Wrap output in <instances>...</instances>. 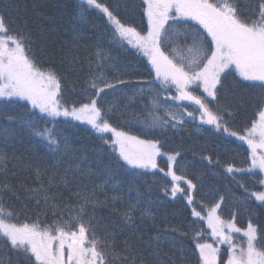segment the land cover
<instances>
[{"label": "trees", "instance_id": "obj_1", "mask_svg": "<svg viewBox=\"0 0 264 264\" xmlns=\"http://www.w3.org/2000/svg\"><path fill=\"white\" fill-rule=\"evenodd\" d=\"M102 2L108 4L122 22L132 24L142 33L146 30L142 0ZM0 12L7 16L14 31H27L30 34L31 51L37 66L45 73L52 71L57 74L61 82L62 105L79 107L87 103L90 97L96 98L93 96L94 90L89 87V81L95 77L102 75L108 81L114 82L117 78L128 81L127 87L118 85L115 91L106 90L98 99V105L110 110L108 119L112 126L144 139L159 141L162 153L179 152L174 171L196 185V189L189 192L186 183L180 182V186L194 197L193 205L199 210L204 212L205 206H210L223 196L224 201L219 209L223 219L235 215L236 224L242 228L249 220L264 225V203L250 196L252 191L263 189L258 182L263 175L235 174L234 178L226 170L229 164L238 168L249 165L246 145L224 132L216 131L212 125L202 124L198 119V106L194 103L172 101L170 96L176 95L174 89L170 95L161 92L158 87L149 92L146 85L141 83L145 92L139 93L135 86L138 82L158 83L153 79L154 70L141 51L114 36L106 16L92 8L81 15L80 0H0ZM197 28L200 26L195 21L176 23L174 29L186 32L189 38L185 40L182 36L174 35L170 46L183 48L191 45V35ZM235 79L240 78L236 76ZM225 88L226 92L218 95L217 99L221 105L231 104L233 115L225 114L224 118L229 121L231 130L243 133V129L250 126L258 90L238 88L232 77L225 81ZM193 91L198 96L206 95L202 89ZM157 92L162 97H169L158 110L152 106ZM177 105H181L179 111L187 108L197 118L185 117L184 124L176 127H144L151 121L154 111H158L160 117L167 118L165 110L177 112ZM52 128L51 118L38 114L24 102L19 101L0 110V153H6L8 158L7 172L0 171V183H9L14 188L15 195L8 193L3 198L5 206L15 210L13 222H40L48 227L56 220L68 219L69 212L75 214L76 206L83 203L75 195L77 191L94 190L96 203L86 206L84 220L87 223L91 218L98 237L105 232L115 234L117 253L124 247V241L128 240L134 245L135 253L152 261L148 244L155 236L163 234L176 241V248L165 246L161 250L164 260L171 257L176 264H180L182 256L183 264H198L194 231L203 230L201 242L211 243L214 237L204 221H198L191 215V206L180 193L175 198L165 194L164 189L170 188L173 183L171 177L158 170L132 168L122 160L119 163L123 167H119L116 163L119 160L118 152H113L110 145L104 144L102 134L68 119H56L54 128L57 138L62 140V149L51 153L47 142L35 133ZM103 136L112 139L108 133ZM65 139L66 153L63 150ZM209 156L212 162L205 159ZM158 163L166 168V156H160ZM35 168L44 171L45 178L53 174L67 177V187L61 185L53 189L62 216L55 217L51 212L38 210L34 202L27 198L25 189L36 186V178L31 170ZM113 197L119 199L114 200ZM133 204L137 212L134 213L135 225L130 226L124 213ZM144 208L151 210V217L141 218L140 210ZM172 228L178 231L173 232ZM9 257L12 264H16L15 255L0 244V259L7 260ZM113 264H126V261L115 255Z\"/></svg>", "mask_w": 264, "mask_h": 264}, {"label": "snow or ice", "instance_id": "obj_2", "mask_svg": "<svg viewBox=\"0 0 264 264\" xmlns=\"http://www.w3.org/2000/svg\"><path fill=\"white\" fill-rule=\"evenodd\" d=\"M142 3L145 5L143 15L147 17L143 33L132 24L122 22L102 0H80V8L81 15L88 8L98 10L112 25L116 38L148 57L154 70L153 79L158 83L138 82L135 86L139 93L145 92L141 83L146 85L149 92L158 87L161 92L170 95L174 89L176 95L170 96V99L193 102L198 106V119L202 124L212 125L218 132L246 141L250 148L249 166L238 168L229 164L226 169L228 173H232L234 178L235 174L264 175V0H142ZM189 21H195L200 26L191 35L192 44L183 48L171 47L172 36L179 35L185 40L189 38L186 32L176 31L174 25ZM236 76L240 79H235ZM229 77L233 78L238 88L258 90L253 117L250 126L243 129V135L231 130L229 121L224 118L225 114L233 115L231 104L221 105L217 99L218 95L226 92L225 81ZM118 85L127 87L128 81L121 78L114 82L108 81L102 75L95 77L89 81V87L94 90L93 96L96 98L90 97L87 103L79 107L62 105L61 82L57 74L52 71L45 73L37 66L31 51L30 34L27 31H14L7 16L0 12V101H3L0 110L24 100L29 101L33 109H39L40 113L50 117L53 128L36 131L35 134L47 142L51 153L55 154L62 149V140L55 133L56 119L70 117L91 125L102 134L104 144L110 145L113 152H118L119 160L116 163L119 167H123L119 163L122 160L132 168L158 170L170 175L173 183L170 188L164 189L165 194L175 198L180 193L187 204L192 206L191 215L198 221H206L207 228L211 229L210 235L215 238L212 243L201 242L203 230L194 231L198 264H264V225L249 220L246 227L241 228L236 224L235 215L228 220L223 219L218 214L224 201L223 196L210 206H205L206 211L202 214L193 205L194 197L189 194L196 189V185L172 170L179 152L162 153L159 141L141 139L112 126L108 119L110 110L98 105V99L101 93L106 90L115 91ZM194 89H202L206 95H195ZM168 98L157 92L152 100L153 108L158 110L161 104L167 103ZM180 107L177 105V112L165 110L167 118L160 117L158 111H154L151 121L144 127H176L184 124L185 117L197 118L187 108L179 111ZM105 133H111L114 139H105ZM63 150L67 152L66 139L63 141ZM162 155L167 158L168 172L158 165L157 157ZM205 159L212 162L210 156ZM7 166V154L0 153V171L6 173ZM31 170L36 178V186L25 189L27 198L34 202L38 210L51 212L55 217L62 216L53 189L61 185L67 187V177L53 174L45 178L41 169ZM181 181L186 183L189 192L180 186ZM258 182L264 186V179ZM240 186L248 191L244 184L240 183ZM8 193L15 195L13 186L0 183V244L15 255L16 264H113L115 255H119L126 264H176L171 257L164 260L160 254L165 246L176 248L175 239L167 235L159 234L148 244L152 261L135 253L134 245L128 240L124 241V247L117 253L113 233L105 232L98 237L91 218L87 223L84 220L87 215L86 206L96 203L94 190L77 191L75 195L83 203L76 206L75 214L69 212L68 219L56 220L48 227H43L40 222H13L15 210L7 208L3 199ZM250 196L264 203V190L252 191ZM140 211L142 219L152 216L148 208ZM136 212V205L133 204L124 213L130 226L135 225ZM171 231L178 230L172 228ZM241 233L246 239L234 242L236 238L233 234ZM132 234L135 235L134 232ZM219 244L227 245L226 251L229 253L223 262L220 248L214 246ZM0 264H12L11 258L0 259ZM180 264H183L182 256Z\"/></svg>", "mask_w": 264, "mask_h": 264}, {"label": "rangeland", "instance_id": "obj_3", "mask_svg": "<svg viewBox=\"0 0 264 264\" xmlns=\"http://www.w3.org/2000/svg\"><path fill=\"white\" fill-rule=\"evenodd\" d=\"M145 6V5H144ZM145 17H146V15H145ZM146 21H147V17H146ZM143 55H145V54H143ZM146 56V55H145ZM147 57V56H146ZM148 58V57H147ZM21 102H24V103H26L29 107H31L32 108V106H31V103L29 102V101H24V100H20ZM181 102H183V103H186V102H188V101H181ZM189 102H191V101H189ZM193 103V102H192ZM33 109V108H32ZM33 110H35V112H37L38 114H40V115H42V116H46L44 113H40L39 112V109H33ZM50 118V117H49ZM59 118H62V119H68V120H70V121H73V122H77V123H80V124H83V125H86V126H88V127H90V128H92V126L91 125H89V124H87V123H84V122H81V121H76V120H73V119H71L70 117L69 118H64V117H59ZM92 129H94V128H92ZM111 137H112V139H114V136L111 134V133H108ZM130 134V133H129ZM227 136H229L227 133H225ZM240 135H243L244 134V132L243 133H239ZM131 135H133V134H131ZM139 137V136H138ZM230 137H232V136H230ZM141 138V137H140ZM234 138H236L238 141H240V142H242L243 144H245L246 145V147H247V149H248V152H249V163H250V148H249V146L247 145V143H246V141H241L238 137H234ZM141 139H144V138H141ZM158 158L159 157H157V162H158ZM158 165H159V167H161L160 166V164L158 163ZM249 166V165H248ZM248 166H246V167H244V168H247ZM161 168H163V167H161ZM165 169V172H168L169 171V165L167 164V166H166V168H164ZM227 169V168H226ZM150 170V169H149ZM172 170H174V167L172 168ZM169 177H171L170 175H168ZM263 179H264V175H263ZM262 190H264V186H263V189ZM253 199L255 200V198L253 197ZM255 201H258V200H255ZM258 202H260V201H258ZM192 207V206H191ZM197 210L198 211H201V210H199L198 208H197ZM204 211H206V209L204 210ZM202 214H203V211H202ZM219 214V213H218ZM225 220H228V219H225ZM205 222V224H206V226H207V223H206V221H204ZM43 226V225H42ZM238 226V225H237ZM43 227H46V226H43ZM242 228V227H241ZM210 230V232H211V229H209ZM234 235V237L236 238L235 240H234V242H242V240L243 239H246V238H243L242 237V233L241 234H233ZM215 240V238L213 239V241ZM212 241V242H213ZM211 242V243H212ZM214 246H217V247H219L220 248V258H221V261L223 262L225 259H226V256H227V254H229V253H227V245H223V244H219V245H214Z\"/></svg>", "mask_w": 264, "mask_h": 264}]
</instances>
